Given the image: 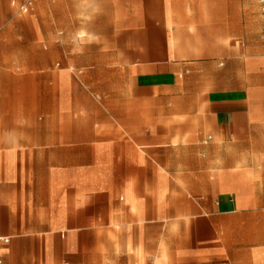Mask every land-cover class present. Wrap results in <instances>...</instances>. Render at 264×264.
I'll use <instances>...</instances> for the list:
<instances>
[{
    "label": "crops",
    "instance_id": "crops-1",
    "mask_svg": "<svg viewBox=\"0 0 264 264\" xmlns=\"http://www.w3.org/2000/svg\"><path fill=\"white\" fill-rule=\"evenodd\" d=\"M263 27L261 0H0L3 264H264Z\"/></svg>",
    "mask_w": 264,
    "mask_h": 264
},
{
    "label": "rangeland",
    "instance_id": "rangeland-1",
    "mask_svg": "<svg viewBox=\"0 0 264 264\" xmlns=\"http://www.w3.org/2000/svg\"><path fill=\"white\" fill-rule=\"evenodd\" d=\"M79 4L82 6L81 7V9H79L80 10V14H81V20L82 21H85V20H87L84 16H83V14L82 13H84V15L88 12V6H85V5H87V2H83V1H81V2H79ZM83 5H84V7H83ZM98 5V3L96 4L95 2L92 4V11L93 12H101L102 11V9H100L99 8V6H97ZM16 16L18 17V16H20L21 17V19L23 18L24 20H25V18H26V20H28V18H34L35 19V16L38 18V16H39V10L37 9V8H34L29 14H19L18 12H17V10H16ZM103 21V19L102 18H98L97 20H95V23H94V27L95 28H98V27H102V24H100V22H102ZM19 26H22V28L26 31V29H27V27L25 26V24H23V25H19ZM262 28V27H261ZM81 34H82V32H81ZM85 43V41H84V39H83V37H81V40H80V45L81 44H84ZM13 45H14V47H16V48H25V47H27V45H28V42L27 41H15V42H13ZM62 45H64V47H66V49H69V48H71L72 47V42L71 41H63L62 42ZM10 46H12V44L10 43ZM52 48H55V44L54 45H52L51 46ZM81 71V77H82V75L84 74V71L85 70H80ZM83 71V72H82Z\"/></svg>",
    "mask_w": 264,
    "mask_h": 264
},
{
    "label": "built area",
    "instance_id": "built-area-1",
    "mask_svg": "<svg viewBox=\"0 0 264 264\" xmlns=\"http://www.w3.org/2000/svg\"><path fill=\"white\" fill-rule=\"evenodd\" d=\"M261 9L264 11V0H261ZM262 32L264 34V27L262 29ZM7 243H9V238L5 236H0V246ZM0 264H3V260L1 257H0Z\"/></svg>",
    "mask_w": 264,
    "mask_h": 264
}]
</instances>
